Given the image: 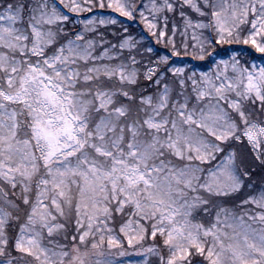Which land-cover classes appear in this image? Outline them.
Segmentation results:
<instances>
[{"label":"snow or ice","instance_id":"6c2138e0","mask_svg":"<svg viewBox=\"0 0 264 264\" xmlns=\"http://www.w3.org/2000/svg\"><path fill=\"white\" fill-rule=\"evenodd\" d=\"M0 264H264V0H0Z\"/></svg>","mask_w":264,"mask_h":264}]
</instances>
